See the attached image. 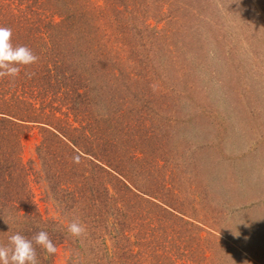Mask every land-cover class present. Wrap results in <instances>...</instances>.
<instances>
[{
    "label": "rangeland",
    "instance_id": "rangeland-1",
    "mask_svg": "<svg viewBox=\"0 0 264 264\" xmlns=\"http://www.w3.org/2000/svg\"><path fill=\"white\" fill-rule=\"evenodd\" d=\"M0 26L39 57L0 78V244L264 264V0H0Z\"/></svg>",
    "mask_w": 264,
    "mask_h": 264
},
{
    "label": "clouds",
    "instance_id": "clouds-1",
    "mask_svg": "<svg viewBox=\"0 0 264 264\" xmlns=\"http://www.w3.org/2000/svg\"><path fill=\"white\" fill-rule=\"evenodd\" d=\"M12 35L11 28L0 26V78L14 81L22 69L36 64L39 57L27 46H14ZM67 231L73 238H80L86 233V228L74 219L68 224ZM37 248L43 251L45 259L57 252V246L47 231L40 230L31 239L20 233L13 234L7 245L0 244V264H40Z\"/></svg>",
    "mask_w": 264,
    "mask_h": 264
},
{
    "label": "trees",
    "instance_id": "trees-1",
    "mask_svg": "<svg viewBox=\"0 0 264 264\" xmlns=\"http://www.w3.org/2000/svg\"><path fill=\"white\" fill-rule=\"evenodd\" d=\"M42 35H44V34H42ZM15 36H18L16 32H15V34L12 35V43H13L14 46L17 45L16 43H14V40L17 39ZM18 40H19V39H18ZM71 42H72V39L69 40V43H71ZM18 43L20 44L19 41H18ZM54 49H56V48L43 49V55H44L45 57H46V55H50V54H53V57L56 56L55 54H57V53H55V51H53ZM31 50H32V49H31ZM32 51H33V50H32ZM57 56H59V55L57 54Z\"/></svg>",
    "mask_w": 264,
    "mask_h": 264
}]
</instances>
